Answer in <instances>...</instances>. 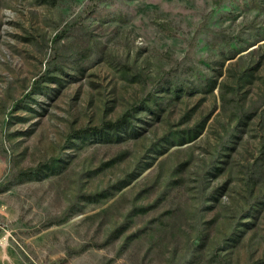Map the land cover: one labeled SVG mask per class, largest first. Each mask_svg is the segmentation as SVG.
Instances as JSON below:
<instances>
[{"label": "rangeland", "instance_id": "rangeland-1", "mask_svg": "<svg viewBox=\"0 0 264 264\" xmlns=\"http://www.w3.org/2000/svg\"><path fill=\"white\" fill-rule=\"evenodd\" d=\"M0 264H264V0H0Z\"/></svg>", "mask_w": 264, "mask_h": 264}, {"label": "trees", "instance_id": "trees-1", "mask_svg": "<svg viewBox=\"0 0 264 264\" xmlns=\"http://www.w3.org/2000/svg\"><path fill=\"white\" fill-rule=\"evenodd\" d=\"M121 123H123V120H119V121H117L115 124L110 125V126H111L112 128H114V127H118ZM187 138L190 139L191 136L188 135ZM56 168H57V167H56ZM56 168H55L54 166H50L49 168H47V170H49V171H53V170L56 169Z\"/></svg>", "mask_w": 264, "mask_h": 264}]
</instances>
